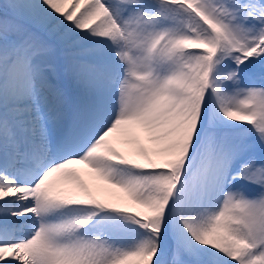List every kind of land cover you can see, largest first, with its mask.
<instances>
[{"label":"snow or ice","instance_id":"1","mask_svg":"<svg viewBox=\"0 0 264 264\" xmlns=\"http://www.w3.org/2000/svg\"><path fill=\"white\" fill-rule=\"evenodd\" d=\"M0 264H264V0H0Z\"/></svg>","mask_w":264,"mask_h":264},{"label":"bare ground","instance_id":"2","mask_svg":"<svg viewBox=\"0 0 264 264\" xmlns=\"http://www.w3.org/2000/svg\"><path fill=\"white\" fill-rule=\"evenodd\" d=\"M76 168L81 170L82 173V179L89 184L90 187H93V185H102L105 188L112 189L113 192L119 193L120 196L124 197L123 199H116L112 196H110L107 192H97L99 198L108 200L112 203H116L118 205H125L130 204V201L127 199L126 196L121 192L120 189H114L111 185H108L106 181L102 180L95 172L92 171V169L88 168L86 165H75ZM95 191V189H93Z\"/></svg>","mask_w":264,"mask_h":264},{"label":"rangeland","instance_id":"3","mask_svg":"<svg viewBox=\"0 0 264 264\" xmlns=\"http://www.w3.org/2000/svg\"><path fill=\"white\" fill-rule=\"evenodd\" d=\"M146 143V142H145Z\"/></svg>","mask_w":264,"mask_h":264}]
</instances>
